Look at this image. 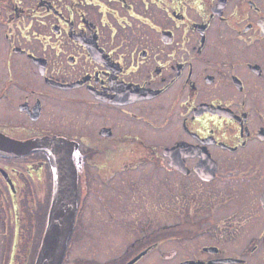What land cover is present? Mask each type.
Listing matches in <instances>:
<instances>
[{"label": "flooded vegetation", "instance_id": "1", "mask_svg": "<svg viewBox=\"0 0 264 264\" xmlns=\"http://www.w3.org/2000/svg\"><path fill=\"white\" fill-rule=\"evenodd\" d=\"M0 134L75 144L63 264H264V0H0ZM53 193L47 149L0 156V264Z\"/></svg>", "mask_w": 264, "mask_h": 264}, {"label": "water", "instance_id": "2", "mask_svg": "<svg viewBox=\"0 0 264 264\" xmlns=\"http://www.w3.org/2000/svg\"><path fill=\"white\" fill-rule=\"evenodd\" d=\"M74 143L53 138L43 143L17 142L0 134V156L27 154L32 148L47 149L54 175V193L48 224L35 264H62L74 230L77 212L78 172L73 160Z\"/></svg>", "mask_w": 264, "mask_h": 264}, {"label": "rangeland", "instance_id": "3", "mask_svg": "<svg viewBox=\"0 0 264 264\" xmlns=\"http://www.w3.org/2000/svg\"><path fill=\"white\" fill-rule=\"evenodd\" d=\"M140 176H142V172H141ZM167 176H168V174H166L165 171L163 169H161L160 170V177L161 178L164 177L166 179ZM137 177H139L138 174H137ZM119 182L120 181L117 180L115 183H119ZM102 186H103V184H102ZM163 189L164 188H162V185H161L160 186V195L167 193L166 188H165V191H163ZM160 198H161V196H160ZM88 215H89V212H88ZM148 219H150V215L147 213V211L144 212V210H143V213L139 216V221L140 222L143 221V222L150 223V220L148 221ZM159 219H160L159 220L160 227L167 226V225L171 224V221L169 219V215L167 216L166 213H165V215L160 213V218ZM170 248H171L170 245H165V247L160 249V261H159L160 264H169L171 262L170 260L167 259L168 257L166 258V257L162 256L163 254H165V256H167L168 252L170 253ZM178 248H182L181 245H178ZM235 248H237V247H235ZM73 258H74V256L71 257V261H70L71 263L70 264H75Z\"/></svg>", "mask_w": 264, "mask_h": 264}]
</instances>
